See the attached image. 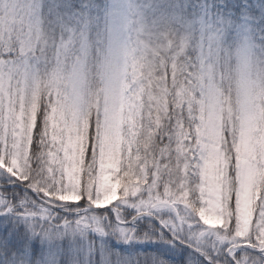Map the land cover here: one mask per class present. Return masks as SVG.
<instances>
[{
  "label": "snow or ice",
  "instance_id": "snow-or-ice-1",
  "mask_svg": "<svg viewBox=\"0 0 264 264\" xmlns=\"http://www.w3.org/2000/svg\"><path fill=\"white\" fill-rule=\"evenodd\" d=\"M0 264H264V0H0Z\"/></svg>",
  "mask_w": 264,
  "mask_h": 264
}]
</instances>
